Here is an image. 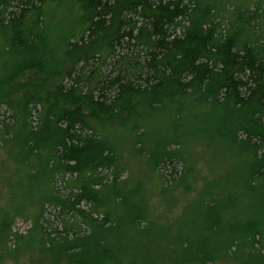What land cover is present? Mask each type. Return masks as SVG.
I'll list each match as a JSON object with an SVG mask.
<instances>
[{"label": "trees", "instance_id": "obj_1", "mask_svg": "<svg viewBox=\"0 0 264 264\" xmlns=\"http://www.w3.org/2000/svg\"><path fill=\"white\" fill-rule=\"evenodd\" d=\"M0 45V264H264V0H0Z\"/></svg>", "mask_w": 264, "mask_h": 264}, {"label": "rangeland", "instance_id": "obj_2", "mask_svg": "<svg viewBox=\"0 0 264 264\" xmlns=\"http://www.w3.org/2000/svg\"><path fill=\"white\" fill-rule=\"evenodd\" d=\"M5 62H7V63L10 62L14 69L17 67L15 64H13L11 57L4 55L2 47L0 45V68ZM14 69H13V71H14ZM0 72H1V70H0ZM0 118H2V117H0ZM12 146L13 145L10 143L4 144L2 141H0V205H6L7 199H9L10 197H11L10 202L12 203V206H14L16 204H20L22 202V193H21L22 189L20 187H23L24 185H23L22 180L18 179L15 175H18L20 173V171L23 169V165H19L17 163L15 164L8 157L9 153L14 150V149H12ZM226 158H227V156L223 155L221 157V163H223ZM201 159L202 158L197 159V167L205 166L206 162L204 160H201ZM203 159L207 160L206 158H203ZM135 167H136V165H135ZM177 170L178 171L180 170V165L178 166ZM203 171H206V170L203 169ZM201 172H202V170H201ZM202 173H204V172H202ZM205 174H207V173H205ZM167 176H169V175H167ZM165 181H167V184H169V183H171L172 180L171 181L165 180ZM44 182H45V179L43 180V184H44ZM202 182L203 181L198 179L195 184H196V186H201ZM7 184L12 186L11 190H8ZM181 190H182V188L179 185L177 187V190L174 192L176 199H177V201H176L177 206H174V210H173V212H171L172 214L175 213L178 215L180 210L182 209V207H184V205H186L187 203L189 204L188 200H190L194 197L193 193H192V195H185L186 197L180 196ZM184 197L186 198V201L183 202ZM28 207L31 208L33 206L29 205ZM255 210H256V207H255ZM31 227H32V223L29 219H24V218H20V217L15 218L13 221V225H12V232H17L19 234H27V232L31 229ZM31 244L33 245V243L30 240L20 242L19 247H20L21 251H19L16 254L17 256L13 255L12 253H11V256L9 254L4 259V262H5L4 264H16V261H17L16 258L19 260L17 264H32L31 259H30L31 254L26 253V251L30 249ZM9 246L13 249V246H14L13 242H10ZM36 253H37V251H33L34 258H37L35 256ZM0 261H1V258H0Z\"/></svg>", "mask_w": 264, "mask_h": 264}]
</instances>
